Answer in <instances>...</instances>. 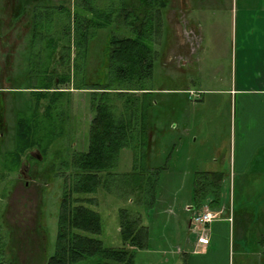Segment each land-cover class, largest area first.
I'll return each instance as SVG.
<instances>
[{"label":"rangeland","instance_id":"rangeland-1","mask_svg":"<svg viewBox=\"0 0 264 264\" xmlns=\"http://www.w3.org/2000/svg\"><path fill=\"white\" fill-rule=\"evenodd\" d=\"M113 1L44 0L42 5L47 7L43 11L48 12L53 26L45 37L32 42L29 18L9 25L12 9L4 7L6 0H0V86L17 89L6 91L9 95L6 96L4 123L6 121L8 129L0 138V150L14 148L17 112L32 96L30 89L20 87L31 80L46 78L45 72L52 73L50 71L54 69L58 75L67 73L70 76V81L54 85L67 91L53 112L56 127L46 126L39 132L45 138L54 136L47 150L39 145L30 148L20 165L5 173H2L5 169L0 159V251L4 264H46L55 252L63 178L71 180L73 154L80 151V147L82 151L87 149L88 143L82 146L81 140L83 134L89 132L93 103L100 97L93 92L95 89L74 88L76 83L107 84L115 91L127 87L121 83L118 74L112 77L108 48L110 35L112 32L126 34L114 21L105 28L91 26L88 40L82 39V45L75 39L74 12L78 2L82 16L102 21L105 20L104 15L95 11L108 13ZM241 1L170 0L163 27L155 35L156 58L154 67L150 68L152 73L145 82L134 79L129 85L157 92L159 104L154 105L148 126L151 160L147 165L148 171L155 173L149 176V180L148 177L141 179L142 188H134L136 178L131 180L125 176L133 170L132 149L127 147L122 149L117 166L112 170L113 175L103 173V185L95 193L84 195L94 201H84V204L102 215L103 230L95 236L101 238L105 245H123L121 209H127L131 216L139 217L148 227V246L135 248V264H183L185 255L179 252L178 247L185 248L190 232L188 223L197 210L193 203V189L198 172L222 167L227 173L224 192L229 205L225 209L239 212L238 206L247 200L254 202V213L257 214L258 203L264 201V174L247 178L234 171L239 117L235 114V99L231 98L229 89L236 85L238 88H257L260 78L262 80L257 70L247 71L245 78L236 72L235 52L240 49L242 38L236 31L231 7L236 2L240 6ZM58 16H61L60 21ZM65 26L70 33L64 32ZM50 44H56L54 55L47 47ZM65 45L70 48L65 49ZM66 52L69 56L65 58L69 62L62 64L60 58ZM186 59L184 65L182 62ZM30 71L35 75L32 79L28 78ZM112 93L121 109L124 99L117 98L116 92ZM15 94L18 97L14 101L11 95ZM128 96L134 99L137 94ZM138 96L143 97V94ZM254 97L249 96L250 118L261 111V104ZM42 103L38 110L40 114L46 102ZM251 122L256 123L255 117ZM81 130L80 135H74L75 131ZM75 139L77 142L72 143ZM230 146L233 148L232 162ZM217 152L221 153L220 162L214 160ZM253 164H261L259 158ZM31 165L32 170L40 173L35 182L39 189L35 190L33 184L25 185V177V188H13V193L6 196L11 185L21 186L19 181L16 184L15 181L23 169L30 174ZM143 190H146L144 194ZM76 196L79 194L73 197ZM188 206L191 207L188 209ZM255 214L250 219H256ZM260 233L264 232L258 231L254 223L249 226L248 222L245 246L238 238L235 241L234 264H245L248 252L252 256L253 252L255 254L262 249L260 245H263L264 252Z\"/></svg>","mask_w":264,"mask_h":264},{"label":"trees","instance_id":"trees-1","mask_svg":"<svg viewBox=\"0 0 264 264\" xmlns=\"http://www.w3.org/2000/svg\"><path fill=\"white\" fill-rule=\"evenodd\" d=\"M42 2L44 3V0H6L4 4V7L12 9L9 25L24 22L25 18H29L27 22L31 23L32 42L45 37L53 26L48 12L43 11L47 5H42ZM169 6L170 0H114L108 13L95 11L96 14L104 15L105 20L100 21L82 16L78 2L74 12L77 44L82 45V39L88 40L91 26L96 29L105 28L111 26L113 21L126 33L117 35L112 32L108 48L111 52L112 77L113 74H118L121 83L127 87L115 91L107 84L91 85L81 81L74 87L95 89L93 92L100 94V97L93 103L95 114L89 128L87 149L73 154L71 180L65 177L66 187L59 212L56 248L46 264H135V248L148 246V227L142 224L139 217L131 216L127 209H121L120 214L123 245L119 247L105 245L101 238L95 236L102 233V215L98 210L84 204V201L94 203L92 198L84 195L95 193L99 186L103 185V173L106 176L113 175L112 170L117 166L121 151L127 147L132 149L133 170L125 173V176L131 180L133 177L136 178L134 188H142L141 179L148 177L149 180V176L155 173L149 172L147 165L151 160L148 126L153 115L151 111L155 104L157 106L159 104L156 99L157 92L143 86L129 85H132L134 79L145 82L152 73L150 68L154 67L156 58L155 35L163 27ZM69 15L72 18L71 13ZM58 17L60 21L61 16ZM64 32L70 33L68 26H65ZM47 47L50 48L51 55H54L56 44ZM64 48L70 47L65 45ZM66 55L67 52L60 58L62 64L69 62L65 58ZM50 72L52 73L45 72L46 78L31 80L26 82V86L20 87L30 89L32 96L26 101L25 106L19 109L21 114L15 126L17 136L14 148L0 150V159L5 169L2 173L16 169L30 148L39 145L46 151L54 138L53 135L45 138L39 132L46 126L56 127L54 122L56 115H53V112L59 107V101L67 91L54 85L70 81V76L67 73L58 75L55 69ZM34 76L33 71H30L28 78L32 79ZM112 92H116L117 98L124 99L121 109L118 102L112 98ZM130 93L137 96L132 99L128 96ZM139 93L143 94V97L138 96ZM4 101V95L0 91V113L4 111ZM44 101L46 102L44 111L40 114L38 110ZM6 125L4 127H7ZM45 139L47 142H44ZM226 175L227 173L222 170H204L197 173L193 189V203L197 209L204 205L214 209L229 205L224 192ZM144 191L146 190L142 191L143 194ZM74 194L79 196L73 197ZM226 211L229 212L230 208ZM1 243L0 236V247ZM0 264H4L1 251Z\"/></svg>","mask_w":264,"mask_h":264},{"label":"crops","instance_id":"crops-1","mask_svg":"<svg viewBox=\"0 0 264 264\" xmlns=\"http://www.w3.org/2000/svg\"><path fill=\"white\" fill-rule=\"evenodd\" d=\"M237 3L231 7L236 31L237 33L240 32L242 38V45L235 52L236 72H240L242 77L245 78L247 71L251 73L257 70L262 77L257 88H238L236 85L235 88L231 87L229 89L231 98L235 99V114L239 117V125L236 127L235 134L234 171L249 178L255 174H264V0H242L240 6ZM182 63L185 65L187 59ZM236 82H238V74ZM249 96H255L254 98H257L258 103L261 104V111L256 112L257 116L252 115L251 118L248 114ZM254 117L256 123L251 122ZM232 149V146H230V162H232L233 157ZM227 156L228 153L226 158ZM253 157L256 158L253 159ZM221 158V153L217 152L214 160L220 162ZM257 158L261 163L258 166L253 164ZM221 168L215 170L224 171ZM254 205V202H248L247 200L241 203L238 206L239 212L236 209L232 211V220L229 217L230 211L227 212L224 206L215 208L223 209L222 216L207 226L205 242L201 244L193 231L192 218H190L188 223L190 232L185 248L178 247L179 252L185 255L183 264H234L235 241L238 238L245 246V230L248 228V222L249 226L250 223H254L258 227V231L264 232V201L258 203L257 214L254 213V208H256ZM190 207L188 206V209ZM207 209L214 208L204 205L200 209L194 210V212ZM254 214L257 218L250 219V217H254ZM236 228H238L237 234ZM260 235L262 237L260 242L262 243L264 233H260ZM260 247L263 249V245H260ZM262 249H259L255 254L253 252L252 256L248 252L245 264H264ZM254 255L257 257H254Z\"/></svg>","mask_w":264,"mask_h":264},{"label":"flooded vegetation","instance_id":"flooded-vegetation-1","mask_svg":"<svg viewBox=\"0 0 264 264\" xmlns=\"http://www.w3.org/2000/svg\"><path fill=\"white\" fill-rule=\"evenodd\" d=\"M17 89L16 88H1L0 89V91H2V95H4V109H5V106H6V101H7V98H6V96H7V94L9 95V93L8 92H6V91H9V92H14V91H16ZM12 96V100H14L15 101V99L18 97V96H16V94L15 95H11ZM17 100V99H16ZM92 109H93V117H94V114H95V112H94V108L92 107ZM5 111V110H4ZM4 111L2 112V113H0V138H3L5 135H6V131H7V129H8V126L6 125V121H5V123H3V119H5V114H4ZM21 113L20 112H17V118H18V116L20 115ZM93 117L91 118V120H90V125H91V122H92V119H93ZM4 125H6L7 127H4ZM90 128V127H89ZM83 130H81V131H79V132H77V131H75L74 132V135L76 134V135H80V133L82 132ZM87 133V132H86ZM86 135H87V138H86ZM85 135V133L83 134V138H82V140H81V145L82 146H84L86 143H88V135H89V132H88V134H86ZM16 136H17V132H16V128H14V135H13V137H14V145H15V142H16ZM76 143L77 141H76V139H75V141H73L72 143ZM4 143H2V145H3ZM88 146V145H87ZM80 151H82L81 150V147H80ZM39 156V155H38ZM37 156V157H38ZM23 165V168H24V164H22ZM32 165H31V171H30V174H28V173H26V171L23 169V171H22V175H24V176H22V175H20L19 176V178L18 179H21V181L20 180H16L15 181V184L19 181L20 183H21V186H19L18 184L16 185V186H10L9 187V190L7 191V194H6V196H9V194H11V193H13L12 192V189L14 188H20V187H23V188H25L24 187V185H23V180H24V178L26 177V179H25V181H24V184L25 185H27V186H30V184H33L34 186H35V190H37V189H39V187L38 186H36V178L38 177V175H40V173H38V171L36 170V169H33L32 170ZM64 179V189H65V187H66V178L64 177L63 178ZM38 183V182H37ZM43 190V189H42ZM39 193V192H38ZM42 195H43V193H42ZM63 200H64V190H63V193H62V198H61V206H62V203H63ZM44 203V202H43ZM60 206V207H61ZM61 209V208H60ZM40 223V222H39ZM45 236V235H44ZM44 239H45V237H44Z\"/></svg>","mask_w":264,"mask_h":264},{"label":"built area","instance_id":"built-area-1","mask_svg":"<svg viewBox=\"0 0 264 264\" xmlns=\"http://www.w3.org/2000/svg\"><path fill=\"white\" fill-rule=\"evenodd\" d=\"M231 207V205H230ZM232 210L230 209V219L232 220ZM223 213V209H207L202 211H195L192 216V228L198 235V242L201 244L205 242V236L207 232V226L213 221L220 219ZM204 247V246H203Z\"/></svg>","mask_w":264,"mask_h":264},{"label":"water","instance_id":"water-1","mask_svg":"<svg viewBox=\"0 0 264 264\" xmlns=\"http://www.w3.org/2000/svg\"><path fill=\"white\" fill-rule=\"evenodd\" d=\"M38 157L40 158L41 156L39 155Z\"/></svg>","mask_w":264,"mask_h":264}]
</instances>
